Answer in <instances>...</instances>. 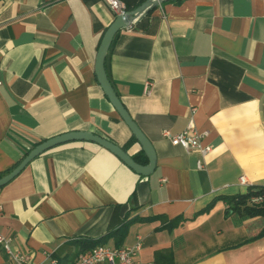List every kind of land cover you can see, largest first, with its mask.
I'll return each instance as SVG.
<instances>
[{
  "label": "crops",
  "instance_id": "0c3cea01",
  "mask_svg": "<svg viewBox=\"0 0 264 264\" xmlns=\"http://www.w3.org/2000/svg\"><path fill=\"white\" fill-rule=\"evenodd\" d=\"M120 1L132 10L144 0ZM114 18L104 0H0V177L62 133L130 139L94 71ZM104 66L155 150L154 170L139 175L90 141L56 145L0 187V233L30 263L50 264L125 216L150 217L119 242L139 236L141 264H264V217L226 211L220 198L245 191L240 175L264 185V0L160 3L116 33ZM190 121L207 131L203 169L162 135ZM126 151L145 159L137 141ZM0 264L16 263L0 250Z\"/></svg>",
  "mask_w": 264,
  "mask_h": 264
},
{
  "label": "water",
  "instance_id": "95a60500",
  "mask_svg": "<svg viewBox=\"0 0 264 264\" xmlns=\"http://www.w3.org/2000/svg\"><path fill=\"white\" fill-rule=\"evenodd\" d=\"M168 0H144L139 6L132 10H127L124 14L116 15L111 24L104 31L95 56L94 71L104 94L128 127L131 135L140 145L141 151L146 158V163L141 164L133 159V157L123 148L109 139L90 131H69L45 139L33 148H31L19 163L7 174L0 177V187L13 179L33 158L43 153L44 151L56 145L76 140L90 141L98 144L102 148L110 151L118 157L126 166L139 175L147 176L152 173L156 164V153L151 142L146 138L140 130L136 122L132 119L122 101L116 94L112 84L110 83L105 71V57L110 47L113 37L120 29L128 28L136 22L140 17L144 16L151 8Z\"/></svg>",
  "mask_w": 264,
  "mask_h": 264
},
{
  "label": "built area",
  "instance_id": "2783aa9c",
  "mask_svg": "<svg viewBox=\"0 0 264 264\" xmlns=\"http://www.w3.org/2000/svg\"><path fill=\"white\" fill-rule=\"evenodd\" d=\"M104 2L115 16L124 14L127 11L124 3L120 0H104ZM144 91L146 94L150 93V81H145ZM206 133L207 131H198L193 122L190 121L178 133L171 134L168 131H163L162 135L168 138L172 145H178L187 151L195 153L197 155L196 166L198 169H203L205 167L203 158L211 150V146L204 143ZM238 183L245 187L248 186L243 175L239 176ZM250 202L257 205L261 204L264 202V196H253L250 198ZM141 246L142 239L139 236L136 237V241L130 246L109 247L105 244L97 245L88 251L79 253L69 264H141L139 260ZM0 250H3L8 259L16 264H33L30 263L31 256L15 248L12 245V240L2 233H0ZM50 264H58V261L51 259Z\"/></svg>",
  "mask_w": 264,
  "mask_h": 264
},
{
  "label": "trees",
  "instance_id": "16d2710c",
  "mask_svg": "<svg viewBox=\"0 0 264 264\" xmlns=\"http://www.w3.org/2000/svg\"><path fill=\"white\" fill-rule=\"evenodd\" d=\"M133 141H136V140L133 136H131L130 139L123 145V148L126 150V148ZM132 157L138 163L145 164L147 162L145 157H144L145 159L143 160L140 158L139 155H133ZM253 196H264V185H248L245 187V191L242 193H237L232 196H225V197H220V198L223 199L228 205L226 211H229V210L236 211V212H239L241 214H246L251 217L253 216H263L264 217V202L258 205L250 202V198ZM137 219L138 220H150L152 218L148 217V218L142 219L140 217H135V218L128 219V217L125 216L121 225L118 228L109 231V233H107L106 235L101 236L97 239L89 238V239L81 241L80 249L75 253V255L71 256L70 258H63V260L56 258L58 261V264H69L68 262H72L79 253L88 251L97 245H104L106 244L107 240L111 237L114 238V241L116 244L115 246L119 247V242L124 238L129 224ZM168 225H171V223ZM262 234H264V229L259 233V235H262ZM157 257H158V260L160 261L161 260L164 262L171 261L170 257L166 253H163V252L158 253Z\"/></svg>",
  "mask_w": 264,
  "mask_h": 264
}]
</instances>
